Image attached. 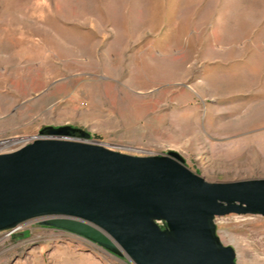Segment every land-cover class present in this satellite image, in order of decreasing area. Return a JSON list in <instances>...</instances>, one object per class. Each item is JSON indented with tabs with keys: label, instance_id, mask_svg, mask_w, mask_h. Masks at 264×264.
I'll return each mask as SVG.
<instances>
[{
	"label": "rangeland",
	"instance_id": "obj_1",
	"mask_svg": "<svg viewBox=\"0 0 264 264\" xmlns=\"http://www.w3.org/2000/svg\"><path fill=\"white\" fill-rule=\"evenodd\" d=\"M63 126L210 183L264 180V0H0V145ZM214 223L236 264H264L263 216ZM95 258L132 264L38 219L0 233V264Z\"/></svg>",
	"mask_w": 264,
	"mask_h": 264
},
{
	"label": "water",
	"instance_id": "obj_2",
	"mask_svg": "<svg viewBox=\"0 0 264 264\" xmlns=\"http://www.w3.org/2000/svg\"><path fill=\"white\" fill-rule=\"evenodd\" d=\"M232 214L264 217V180L210 183L175 152L130 156L70 126L0 154V233L38 219L132 264H236L214 223Z\"/></svg>",
	"mask_w": 264,
	"mask_h": 264
},
{
	"label": "built area",
	"instance_id": "obj_3",
	"mask_svg": "<svg viewBox=\"0 0 264 264\" xmlns=\"http://www.w3.org/2000/svg\"><path fill=\"white\" fill-rule=\"evenodd\" d=\"M7 147H2L1 145H0V151H1V154H4V153H8V152H6V149ZM10 152H12V151H10ZM17 230H19V228L17 229ZM16 230V231H17ZM15 231H13V232H5V234H7V235H10V234H12V233H14Z\"/></svg>",
	"mask_w": 264,
	"mask_h": 264
},
{
	"label": "crops",
	"instance_id": "obj_4",
	"mask_svg": "<svg viewBox=\"0 0 264 264\" xmlns=\"http://www.w3.org/2000/svg\"><path fill=\"white\" fill-rule=\"evenodd\" d=\"M63 246H64V247H60V248H64V249L68 248L66 245H63ZM53 250H54V249H53ZM86 256L89 257L88 254H86ZM94 261H95L96 264H102V263H101L102 261L100 260V261H101V262H100V261H99L98 259H96V258L94 259ZM103 264H104V263H103Z\"/></svg>",
	"mask_w": 264,
	"mask_h": 264
},
{
	"label": "bare ground",
	"instance_id": "obj_5",
	"mask_svg": "<svg viewBox=\"0 0 264 264\" xmlns=\"http://www.w3.org/2000/svg\"><path fill=\"white\" fill-rule=\"evenodd\" d=\"M21 141V140H20ZM16 142V141H15ZM15 142H9V143H5V144H2L1 146L2 147H8L9 145H13ZM0 154H1V151H0ZM20 228V227H19ZM257 245V244H256ZM250 246V245H249Z\"/></svg>",
	"mask_w": 264,
	"mask_h": 264
}]
</instances>
